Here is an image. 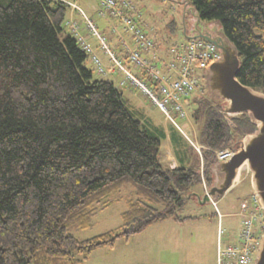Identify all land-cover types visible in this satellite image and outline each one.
Wrapping results in <instances>:
<instances>
[{
  "label": "trees",
  "instance_id": "1",
  "mask_svg": "<svg viewBox=\"0 0 264 264\" xmlns=\"http://www.w3.org/2000/svg\"><path fill=\"white\" fill-rule=\"evenodd\" d=\"M236 47L237 79L264 93V0H190ZM61 0H0V264H82L101 247L153 223L181 221L185 198L214 181L215 152L256 126L227 116L217 100L193 96L201 159L170 168L161 137L145 128L110 80L93 79L87 54L64 27ZM127 183L120 225L79 239L92 217ZM160 206V207H158Z\"/></svg>",
  "mask_w": 264,
  "mask_h": 264
},
{
  "label": "built area",
  "instance_id": "2",
  "mask_svg": "<svg viewBox=\"0 0 264 264\" xmlns=\"http://www.w3.org/2000/svg\"><path fill=\"white\" fill-rule=\"evenodd\" d=\"M61 1L83 19L84 23L67 15L64 26L89 56L94 70L101 75L120 74L117 82L119 88L144 97L185 135L175 119L187 120L186 100L193 92L204 89L202 78L204 80L205 69L221 57L215 46L202 39L184 38L168 45L162 52L157 48L153 27L140 22L138 0H96L97 16L110 22L109 32L115 40L114 48H110L107 35L80 7L69 0ZM82 28L86 33H81ZM91 37L97 41L96 48L87 40ZM191 145L201 156V146H195L192 142ZM234 150L227 147L216 151L215 157L217 161L227 160ZM200 174L206 192L208 187L202 166ZM211 203L218 213L220 225L222 214L216 202L211 199ZM237 214L240 217V230L236 239L222 242L226 232L221 226L218 227L216 264H253L264 235V209L252 192L250 197L239 202Z\"/></svg>",
  "mask_w": 264,
  "mask_h": 264
},
{
  "label": "rangeland",
  "instance_id": "3",
  "mask_svg": "<svg viewBox=\"0 0 264 264\" xmlns=\"http://www.w3.org/2000/svg\"><path fill=\"white\" fill-rule=\"evenodd\" d=\"M69 1L75 3L78 7H80L84 11L85 15H87L88 17L90 16L88 14H91L94 10L96 14V0ZM178 1L181 0L137 1V8L141 13L140 22L141 24L146 23L149 27H153L156 34L155 37L157 38L156 43L157 41H162L161 44L168 46L179 40L184 39V36L182 34L183 8L181 4L177 3ZM68 17H73L74 19H78L80 22L84 23L80 15L79 18L74 17L73 10H69ZM96 17H98L97 14ZM97 20L101 21L105 19L98 17ZM202 23L204 26H209L208 23ZM213 25L215 24L212 23L210 26L215 27ZM97 27H99V25H97ZM254 32L257 35L262 36V38L264 39V30L254 29ZM81 33H86L83 28ZM108 33L109 35H111L110 32ZM87 40L90 42L89 38ZM112 40L108 38V45L110 48H114ZM93 47L96 48V46ZM97 53L101 54L100 51H97ZM86 65L92 69L93 79L110 80L114 83L115 87L122 91L123 97L126 100V107L129 108L135 118L140 120L141 124L145 128H147L153 134L160 136L161 138H163V134L166 135V139H163L162 144L165 145V142H168L171 147L174 148V154L177 157L179 164H188L187 166L193 167L198 162L199 153L195 150L194 147H192L191 142L195 146L200 145L198 132L201 126L200 124L193 122L189 113L187 120L175 119L180 128L184 131V135L167 119H165V117L156 108H154L144 97L134 91L130 92L125 88H119L117 82L121 77L120 74H98L94 70L90 62L89 56L87 57ZM202 82L204 84L203 78ZM196 95L199 97L210 98L206 93V88L204 87L203 90L193 92L190 95V97L185 102L186 107L187 104H189V107L192 106L190 102L191 100H193V96ZM216 100L217 105L224 110L227 102L222 99ZM130 104L132 106L138 105L139 107H135V111L134 107H131ZM137 110L139 111V113H137ZM231 147L233 149H237V146ZM199 158L201 159L200 155ZM200 163L201 167L202 162ZM213 177L214 183L216 179L215 173ZM131 190H134L132 184L127 183L126 185H124L119 192L115 193L111 197V202H109L104 208L98 210L96 214L92 217L91 227L81 230H71L70 233L79 239H86L101 234L107 230L117 228L120 225V213L126 209V204L123 199V196L129 194ZM203 191L204 189L202 184L201 186H195L193 190V192L199 195H202ZM251 194L252 187L250 180V171L248 170L247 165H243L238 172V176L236 177L233 186L229 190H227L222 196L214 198L219 213L223 214V217H221L222 219L220 218V225L218 213L216 212V209L211 202H206L203 204L199 203L195 196H190L189 198L185 199L184 205L176 210V214L178 216L185 217L183 220L177 222L173 219H167L162 222H157L162 223V232L172 231L173 233L180 234L181 239H186V241H188L187 244L185 240L183 241L185 243L186 248H183L184 250L182 249L181 252L176 251L175 255L174 252H166V258L174 260L178 264H216L215 248L217 247L218 242V230L217 239H215V237L217 220L218 227L223 226L227 230L225 231L226 234L222 236V242L229 239H236L237 234L240 230V217L237 214L239 209V202L242 199L250 197ZM227 234H229V236L226 238ZM120 239L121 240L119 241V243L124 244V242H122L124 241V239ZM136 239L137 238L132 237L129 241V244L127 245L128 253H130V257L133 260L132 262H136L138 258H141L140 256H137L139 250H137L136 248H138L140 242H138V240ZM117 243L115 250H113V253L109 254L108 250H106V252L105 250H99L97 252L93 251L87 258V260H85L82 264H118L120 262V255L123 252V248L120 250V246H118L120 244ZM187 253L188 255H186ZM172 256H174V258H171ZM135 257L137 258L135 259ZM151 260L153 264H158V258L154 257V255H151Z\"/></svg>",
  "mask_w": 264,
  "mask_h": 264
},
{
  "label": "water",
  "instance_id": "4",
  "mask_svg": "<svg viewBox=\"0 0 264 264\" xmlns=\"http://www.w3.org/2000/svg\"><path fill=\"white\" fill-rule=\"evenodd\" d=\"M190 0H181L182 34L186 39H202L212 43L220 52L221 57L213 61L204 74V85L207 95L212 99H222L227 102L225 112L232 115L246 113L256 129L244 137H237V149L233 155L224 161H218L214 167L215 182L206 192L199 195L195 192H179L185 199L195 196L199 203L210 202L211 199L222 196L229 190L240 168L245 164L250 171L252 192L256 195L260 206L264 209V93L242 84L237 79L240 60L236 47L217 26H204L189 6ZM190 13L194 22L189 33L185 23V14ZM253 264H264V235L258 247Z\"/></svg>",
  "mask_w": 264,
  "mask_h": 264
},
{
  "label": "crops",
  "instance_id": "5",
  "mask_svg": "<svg viewBox=\"0 0 264 264\" xmlns=\"http://www.w3.org/2000/svg\"><path fill=\"white\" fill-rule=\"evenodd\" d=\"M73 15H74V17L79 18V15L75 11H73ZM88 15H90L89 17L93 20V22L96 25H99L98 28L100 31H102L104 34H106L108 36V38H110L111 40L113 39L112 43L114 44V41H115L114 36L109 35V33H108L110 23L107 22L106 20L98 21L97 20L98 17H96L95 10L91 14H88ZM154 36H156L155 33H154ZM89 39H90V42L92 43V45L96 46L95 39L92 37ZM155 40H157L156 37H155ZM161 43H162V41L161 42L157 41V48L163 52L165 50V48L167 47V45H164ZM128 91H130V90H128ZM130 92H133V91H130ZM131 107H134V109L136 111L135 107L138 108L139 106L138 105H133V106L131 105ZM137 113H139V111ZM165 137H166V135L163 134V138L161 139L160 148H159V152L157 155L158 161L161 164L168 166L170 168H176L179 166H182L185 168L192 167V166H187L188 164H179L178 159L174 154V148L171 147V145L168 142H165V145L162 144L163 139H166ZM183 165H185V166H183ZM222 217H223V214H222ZM174 221H176V220H174ZM161 224L162 223H153L147 229H145L143 232H141L139 234H135V235L131 236L129 239H126V240L124 239V241H122V242H124V244L119 243V241L121 239H117L116 242L113 244V246L101 247V248L94 250V252L95 251L97 252L99 250H105V252H106V250H108L109 254L113 253V250H115V247H116V243L118 242L117 244H120V245H118V246H120V250L123 248V252L120 255V262L118 264H153L152 260H151V255H154V257L158 258V264H178L174 260L167 259L165 256V253L166 252H169V253L174 252V255H175L176 251L181 252L183 248H186L185 243L183 242L184 240L186 241V239H181L180 234L173 233L172 231L171 232H162L161 228L163 226H161ZM221 225H222V223H221ZM222 228H224V227L222 226ZM217 230H218V220H217V226H216V237H215V239H217ZM224 230L227 231L225 228H224ZM228 236H229V234H228ZM132 237L137 238L136 240H138V242H140V244L138 245V248H136V249L139 250L137 256H140L141 258H138L136 260V262H132L133 260L130 257V253H128V247H127V245L129 244V241ZM187 243H188V241H186V244ZM215 250H216V248H215ZM186 255H188V253ZM111 256H113V255H111ZM136 258L137 257H135V259ZM171 258H174V256H172Z\"/></svg>",
  "mask_w": 264,
  "mask_h": 264
},
{
  "label": "flooded vegetation",
  "instance_id": "6",
  "mask_svg": "<svg viewBox=\"0 0 264 264\" xmlns=\"http://www.w3.org/2000/svg\"><path fill=\"white\" fill-rule=\"evenodd\" d=\"M184 19H185V23L187 26V33H189V29H190L192 23L194 22V20H193L192 16L190 15V13H186ZM205 23H208L209 25H211L213 22H205Z\"/></svg>",
  "mask_w": 264,
  "mask_h": 264
},
{
  "label": "bare ground",
  "instance_id": "7",
  "mask_svg": "<svg viewBox=\"0 0 264 264\" xmlns=\"http://www.w3.org/2000/svg\"><path fill=\"white\" fill-rule=\"evenodd\" d=\"M245 165V164H244ZM237 177V176H236ZM236 179V178H235Z\"/></svg>",
  "mask_w": 264,
  "mask_h": 264
}]
</instances>
